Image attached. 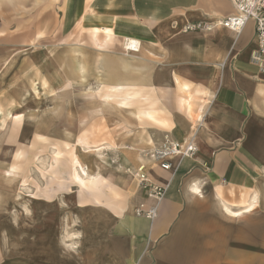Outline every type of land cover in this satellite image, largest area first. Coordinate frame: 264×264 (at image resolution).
Returning a JSON list of instances; mask_svg holds the SVG:
<instances>
[{"label": "crops", "instance_id": "1", "mask_svg": "<svg viewBox=\"0 0 264 264\" xmlns=\"http://www.w3.org/2000/svg\"><path fill=\"white\" fill-rule=\"evenodd\" d=\"M66 6L76 10L83 30H99L91 39L102 48L125 42L121 55L101 53L99 60L78 44L80 82L86 72L100 71L105 86L139 90L140 108H125L124 129L110 128L114 143L106 154L117 176L74 162V207L60 210L72 236L47 242L29 264H264V71L250 62L254 22L238 33L219 25L183 30L189 22L230 15L231 0H75ZM97 45L91 47L98 51ZM166 134L192 137L198 148L173 158L172 170L149 154ZM84 139L82 148L96 147ZM142 164L165 186L158 203L138 185L135 170ZM84 166L90 177H81ZM138 204L156 205V216H136Z\"/></svg>", "mask_w": 264, "mask_h": 264}, {"label": "rangeland", "instance_id": "2", "mask_svg": "<svg viewBox=\"0 0 264 264\" xmlns=\"http://www.w3.org/2000/svg\"><path fill=\"white\" fill-rule=\"evenodd\" d=\"M67 1L75 3L0 0V252L6 264H29L47 242L71 238L60 210L74 207L70 199L77 186L69 180L74 162L106 178L117 176L106 154L114 143L110 128L124 129L119 118L125 108H140L139 90L105 86L100 71L86 72L80 82L78 44H84L91 58L96 52L99 60L101 53L121 55L125 42L111 41L102 48L100 40L91 39L99 30L89 34L77 25L76 10ZM97 44L98 51L92 48ZM14 130H19L16 137ZM88 138L99 151L82 148ZM14 164L19 168L13 169ZM125 167L131 174L132 167ZM51 170L62 178L49 174Z\"/></svg>", "mask_w": 264, "mask_h": 264}, {"label": "built area", "instance_id": "3", "mask_svg": "<svg viewBox=\"0 0 264 264\" xmlns=\"http://www.w3.org/2000/svg\"><path fill=\"white\" fill-rule=\"evenodd\" d=\"M234 12L228 16L220 18L219 21L197 20L184 25V31L205 30L210 31L215 26L225 27L233 32H240L248 20L254 22L256 45L250 54V62L264 71V0H231ZM134 51V50H132ZM198 148L192 137L179 141L166 134L161 143L151 149L154 160L163 170H172L173 158L182 159L193 156ZM139 186L146 191L148 198L158 203L165 194V186L154 182L145 168L136 171ZM156 205L143 208V204L135 209L138 216L152 219L156 216Z\"/></svg>", "mask_w": 264, "mask_h": 264}, {"label": "bare ground", "instance_id": "4", "mask_svg": "<svg viewBox=\"0 0 264 264\" xmlns=\"http://www.w3.org/2000/svg\"><path fill=\"white\" fill-rule=\"evenodd\" d=\"M215 21H219V18H217ZM80 70V69H79ZM84 148H87V150L86 151H94V152H96V151H99L100 150V148L99 147H91V146H86V147H84ZM83 148V149H84ZM152 155V154H151ZM152 157H153V155H152ZM153 159H154V157H153ZM155 161H157V160H155ZM140 164V163H139ZM141 168H145L146 169V167L142 164V165H139V166H137V168H136V170L135 171H137V170H139V169H141ZM90 177L89 175H88V173L86 172V170L84 169V168H81V177ZM137 182H138V179H137ZM138 185H139V182H138ZM140 187V186H139Z\"/></svg>", "mask_w": 264, "mask_h": 264}]
</instances>
